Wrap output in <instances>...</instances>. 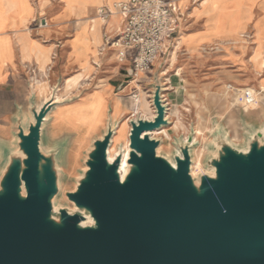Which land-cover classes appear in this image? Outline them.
<instances>
[{
	"label": "water",
	"instance_id": "1",
	"mask_svg": "<svg viewBox=\"0 0 264 264\" xmlns=\"http://www.w3.org/2000/svg\"><path fill=\"white\" fill-rule=\"evenodd\" d=\"M57 89L41 104L31 99V115L16 118L15 142L2 149L0 264H264V129L247 128L238 148L215 126L213 174L196 180L192 135L173 159L158 154L152 133L171 122L156 79L155 116L130 120L127 173L123 149L109 158L117 127L109 120L64 191L72 207L58 206L68 138L46 144L49 115L65 101Z\"/></svg>",
	"mask_w": 264,
	"mask_h": 264
},
{
	"label": "crops",
	"instance_id": "2",
	"mask_svg": "<svg viewBox=\"0 0 264 264\" xmlns=\"http://www.w3.org/2000/svg\"><path fill=\"white\" fill-rule=\"evenodd\" d=\"M118 1L0 0V144H14L16 118L31 115L32 98L41 104L55 87L58 95L66 80L79 75L70 93L92 85L81 97L100 92L106 101L104 123L92 134L90 146L106 131L109 120L114 124L123 118L155 116L152 93L156 79L163 85L171 123L176 96L192 72L201 70L208 77V88L219 93L226 90L232 96L225 88L228 82L264 86V0H178L179 26L166 38L152 69L135 81L137 86L128 79L130 56L119 61L112 45L124 28V16L102 19L99 15L101 8L114 10ZM38 85L48 86L47 96L39 94ZM139 89L148 93L142 94L148 103L146 113L136 110L134 94ZM240 121L247 132L255 124L243 114ZM58 138L50 144H62L64 138Z\"/></svg>",
	"mask_w": 264,
	"mask_h": 264
},
{
	"label": "rangeland",
	"instance_id": "3",
	"mask_svg": "<svg viewBox=\"0 0 264 264\" xmlns=\"http://www.w3.org/2000/svg\"><path fill=\"white\" fill-rule=\"evenodd\" d=\"M126 66L123 64L124 68ZM261 66H263V63ZM141 75L142 73H138V77L132 79L133 82L137 81ZM69 80L72 79L66 80L64 83L65 89H63L62 84L60 94L56 95V97H59L56 100L65 101L54 109L52 122L46 125V144L53 145L50 144L53 138H68V151H65L63 155L65 174L61 180L62 193L58 196L56 204L58 206L64 205L72 207V204L64 196V191L75 188L76 177L82 169L86 168L83 163L85 150L90 146L88 142L92 134L104 123L106 101L104 95L100 92H94L81 97L84 93L92 89V85H82L70 93L78 84L68 88L66 83ZM206 82H208V77L201 70L197 73L192 72L189 78L186 77L185 82L182 83L183 87L179 95L176 96L174 123L163 127L160 131L152 133V137L161 139L158 154L168 159H173L174 154L179 150L178 144H176L179 140H187L190 135L193 136V142L196 144L192 148L193 163L191 173L196 180H199L200 176L204 173L213 174V171L207 168L206 160L214 152L213 142L215 135L212 132L215 126L219 124L228 141L238 148H244L249 137L252 135L241 124V114L244 117H248L251 121H254L255 124L252 126L254 130L264 129V86H262L261 90L253 85L240 86L233 84L236 88H250L255 94L258 91H263L257 94L258 102L256 105L245 107L239 103L235 96L226 93V90L224 93H219L215 88H208L205 85ZM137 84L139 83H134L135 86ZM229 84L228 82L225 88H228ZM46 87L48 88V86ZM143 91L139 89V92L136 93L134 96L135 102L136 104L139 102L142 108L144 106V108L148 109V103L142 97V94L146 96L148 93L145 94ZM47 92L49 91L47 90ZM39 94L43 95L40 92ZM116 108L117 110L119 108L118 100L116 101ZM146 112L148 110L144 111V113ZM116 124V134H114L112 144L109 148V158L111 152L114 154V157L110 160L115 159L120 153V149H123L124 159L126 154L125 146H127L130 140V119L123 118L120 122L114 123V125ZM69 130L72 132H68ZM11 145L0 144V162L3 147ZM1 167L0 163V169Z\"/></svg>",
	"mask_w": 264,
	"mask_h": 264
},
{
	"label": "built area",
	"instance_id": "4",
	"mask_svg": "<svg viewBox=\"0 0 264 264\" xmlns=\"http://www.w3.org/2000/svg\"><path fill=\"white\" fill-rule=\"evenodd\" d=\"M177 3L178 0H119L114 4V10H99L102 19L113 14L124 16V28L112 45L116 48L119 61L130 56L129 69L133 72L130 79L152 69L166 38L179 26L182 16L175 13ZM228 90L245 107L258 102L257 94L250 88H236L229 84Z\"/></svg>",
	"mask_w": 264,
	"mask_h": 264
},
{
	"label": "bare ground",
	"instance_id": "5",
	"mask_svg": "<svg viewBox=\"0 0 264 264\" xmlns=\"http://www.w3.org/2000/svg\"><path fill=\"white\" fill-rule=\"evenodd\" d=\"M172 53V52H171ZM175 54V53H174ZM172 56V55H171ZM173 61H174V59H173ZM172 66V65H171ZM39 71V70H38ZM38 73H40V72H38ZM45 74V73H44ZM40 74H38V76H39ZM42 76V75H41ZM80 76V75H79ZM79 76L78 77H76V78H74V79H72V80H69V81H67V83H66V86L68 87V88H70V87H72V86H74V85H76V84H78V78H79ZM36 79V78H35ZM39 79V78H38ZM36 82V81H35ZM40 82V81H39ZM38 87V91L41 93V94H43V95H45V94H47L48 92H47V90H48V88L46 87V85H38L37 86ZM47 92V93H46ZM56 98H59L58 96L56 97ZM137 101H139V99H137ZM147 110V108H144V106H143V108H142V106H140L139 105V102H138V104H137V107H136V110L137 111H142V112H144L145 110ZM127 121H129V120H127ZM130 126V125H129ZM131 130V129H130ZM129 131V130H128ZM116 134V133H115ZM114 137V136H113ZM127 138V137H126ZM83 139V138H82ZM129 143H130V140H129ZM129 143L127 144V146H125L126 147V154H125V157H124V159H123V161H122V166H121V172H122V174L123 175H125L126 173H127V171H128V169H127V158H128V156H129V152H130V147H129ZM114 157V154L111 152L110 153V159H112Z\"/></svg>",
	"mask_w": 264,
	"mask_h": 264
}]
</instances>
